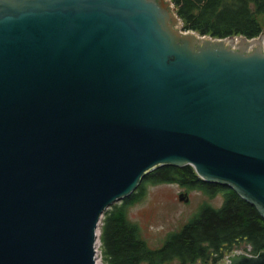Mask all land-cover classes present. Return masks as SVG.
I'll use <instances>...</instances> for the list:
<instances>
[{"label": "water", "instance_id": "obj_1", "mask_svg": "<svg viewBox=\"0 0 264 264\" xmlns=\"http://www.w3.org/2000/svg\"><path fill=\"white\" fill-rule=\"evenodd\" d=\"M179 23L171 0H0V264H97L103 212L163 165L264 219V33Z\"/></svg>", "mask_w": 264, "mask_h": 264}, {"label": "trees", "instance_id": "obj_2", "mask_svg": "<svg viewBox=\"0 0 264 264\" xmlns=\"http://www.w3.org/2000/svg\"><path fill=\"white\" fill-rule=\"evenodd\" d=\"M184 30L224 38L255 37L262 32L258 15L264 0H171ZM176 183L209 197L222 196L218 206L203 202L196 215L178 231L169 232L163 244L151 248L139 235L128 209L146 194V185ZM99 225L102 264H194L221 257L238 240L250 245L251 253L264 249V219L256 208L231 187L202 180L191 165H163L144 176L137 189L106 209Z\"/></svg>", "mask_w": 264, "mask_h": 264}, {"label": "rangeland", "instance_id": "obj_3", "mask_svg": "<svg viewBox=\"0 0 264 264\" xmlns=\"http://www.w3.org/2000/svg\"><path fill=\"white\" fill-rule=\"evenodd\" d=\"M174 10L176 11L175 7ZM257 17L263 23L261 32L263 35L264 14ZM178 26L182 27V21ZM183 192L187 193V201L178 198L179 194ZM203 202L218 206L222 202V196L209 197L203 192L187 190L176 183H148L145 196L129 207L128 215L137 224L140 237L151 248H157L163 244L169 232L178 231L185 223L190 221ZM99 225L100 223L97 228L96 246L100 244ZM249 248L250 245L242 240L234 244L230 250L227 249L226 252L222 249L223 254L217 260L214 259L215 255H211L207 262L201 263L200 260H197L194 264H224L226 256L231 252H247ZM97 259L98 264H102L99 252H97Z\"/></svg>", "mask_w": 264, "mask_h": 264}, {"label": "built area", "instance_id": "obj_4", "mask_svg": "<svg viewBox=\"0 0 264 264\" xmlns=\"http://www.w3.org/2000/svg\"><path fill=\"white\" fill-rule=\"evenodd\" d=\"M99 249H98V246H96V255H97V252H99V254H100V251H98Z\"/></svg>", "mask_w": 264, "mask_h": 264}, {"label": "flooded vegetation", "instance_id": "obj_5", "mask_svg": "<svg viewBox=\"0 0 264 264\" xmlns=\"http://www.w3.org/2000/svg\"><path fill=\"white\" fill-rule=\"evenodd\" d=\"M239 241H241V240H238V242H239ZM223 249H224V251H225V252L227 251V248H226V249H225V248H223Z\"/></svg>", "mask_w": 264, "mask_h": 264}, {"label": "bare ground", "instance_id": "obj_6", "mask_svg": "<svg viewBox=\"0 0 264 264\" xmlns=\"http://www.w3.org/2000/svg\"><path fill=\"white\" fill-rule=\"evenodd\" d=\"M99 262L97 261V264H98Z\"/></svg>", "mask_w": 264, "mask_h": 264}]
</instances>
